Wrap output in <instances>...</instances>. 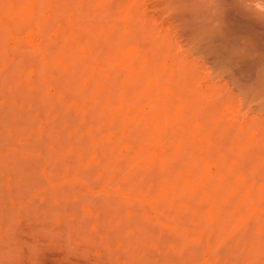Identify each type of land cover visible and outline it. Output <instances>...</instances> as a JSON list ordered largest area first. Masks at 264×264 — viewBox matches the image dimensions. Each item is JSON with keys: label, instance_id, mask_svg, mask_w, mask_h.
Masks as SVG:
<instances>
[{"label": "rangeland", "instance_id": "rangeland-1", "mask_svg": "<svg viewBox=\"0 0 264 264\" xmlns=\"http://www.w3.org/2000/svg\"><path fill=\"white\" fill-rule=\"evenodd\" d=\"M220 9L0 0V264H264V21Z\"/></svg>", "mask_w": 264, "mask_h": 264}, {"label": "clouds", "instance_id": "clouds-1", "mask_svg": "<svg viewBox=\"0 0 264 264\" xmlns=\"http://www.w3.org/2000/svg\"><path fill=\"white\" fill-rule=\"evenodd\" d=\"M221 2L222 0H191L192 11L196 14H205L215 28L219 26L216 18L221 14ZM236 2L255 19L264 21V0H236Z\"/></svg>", "mask_w": 264, "mask_h": 264}]
</instances>
